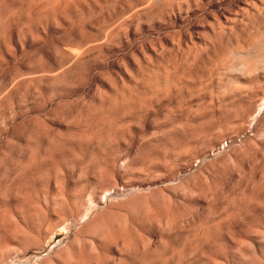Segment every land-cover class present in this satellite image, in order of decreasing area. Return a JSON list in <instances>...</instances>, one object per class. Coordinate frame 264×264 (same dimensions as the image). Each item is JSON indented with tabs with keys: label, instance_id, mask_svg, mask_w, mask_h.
I'll use <instances>...</instances> for the list:
<instances>
[{
	"label": "rangeland",
	"instance_id": "374dc122",
	"mask_svg": "<svg viewBox=\"0 0 264 264\" xmlns=\"http://www.w3.org/2000/svg\"><path fill=\"white\" fill-rule=\"evenodd\" d=\"M0 264H264V0H0Z\"/></svg>",
	"mask_w": 264,
	"mask_h": 264
}]
</instances>
